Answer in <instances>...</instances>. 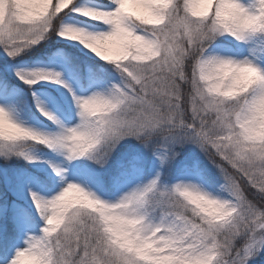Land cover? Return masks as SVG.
Wrapping results in <instances>:
<instances>
[{"label": "snow or ice", "instance_id": "1", "mask_svg": "<svg viewBox=\"0 0 264 264\" xmlns=\"http://www.w3.org/2000/svg\"><path fill=\"white\" fill-rule=\"evenodd\" d=\"M0 3V264H249L264 254V0H209L199 12L197 0ZM45 41L50 67L15 76L65 89L52 98L63 116L33 93L51 122L33 127L13 115L27 100L9 83L11 60ZM245 70L257 78L245 83ZM37 146L50 171L7 163L32 164ZM143 153L156 161L147 180ZM21 184L43 220L38 235L29 206L8 201Z\"/></svg>", "mask_w": 264, "mask_h": 264}, {"label": "rangeland", "instance_id": "2", "mask_svg": "<svg viewBox=\"0 0 264 264\" xmlns=\"http://www.w3.org/2000/svg\"><path fill=\"white\" fill-rule=\"evenodd\" d=\"M56 38H57V40L61 41L59 37H56ZM62 42H66V43H69L71 45L75 44V42H73V41H62ZM225 47H228V46L226 45ZM76 48L79 51H81L78 47H76ZM30 49L26 50L25 52H28ZM81 52L90 56V57L92 56V54L87 52V50H83ZM22 57L23 56L21 55V56L15 57L13 60H11V64L13 66L12 75H14V76H15V70L16 69H31V68H48V67H50V65L46 61V58L43 60H34L33 62H30V61L23 59ZM0 60L2 61V64L5 61L9 60V58L5 56V54L3 53L2 50H0ZM113 82H115V80ZM68 83H70V85L73 87L74 91H77V92L80 91L79 87L75 83H73L72 81H68ZM14 90L17 93L21 94L22 97L27 100V104L25 107L19 108L13 113L15 118H17L21 122H23L29 126H33V127H39L40 122L51 123L49 121H44V117L41 116L38 111H36V100H39L41 102L42 106L45 109H47L48 111L57 114L59 117L63 116V113L52 102V98L54 95H59L63 98L64 94L66 93V90L62 89L59 85L49 84L47 81H41L39 84L33 85L31 87V89L28 88L27 90H17V89H14ZM33 93L36 94V100H34L32 98ZM68 99L70 100V97H68ZM31 110L34 111L36 113V115L31 114V112H30ZM53 127H55V126H53ZM40 130H45V129H40ZM40 147H42V146H37V148L35 150H30V151H32L33 155H36L39 157L32 164H29L27 161L23 160L22 158H17V157H15V158L24 161L25 163L29 164L33 169H35L37 171H43L45 169L50 171L51 169L48 168V163H46V161H49L50 158H49V156L43 155L38 151V149ZM44 151H45V153H47L50 150L45 149ZM136 151H140V149L137 148ZM53 155H56V154H53ZM146 156H147V153H143L145 180L150 179L152 177V175L154 174L152 170L155 168V165H156V161L150 155H149L148 159L146 158ZM61 159H62V157H61ZM2 166L3 165L0 163V167H2ZM18 170H25V169L20 168ZM3 175H4L5 186H7L8 174L5 172V173H3ZM32 188H33V190L41 191L40 186L38 184L32 185ZM93 190H95V189H93ZM8 192L13 197V199L10 200L9 202L17 201L18 203H24V204L29 206V211L32 214V216L30 217L31 223H30V225H27L30 228L29 234L38 235L39 229L43 226V220L36 213L34 206H31L30 197L28 196V193L24 189L23 185L22 184L20 185L17 193H14L12 191H8ZM41 194H43L42 191H41ZM97 194H100V193L98 192ZM120 194H121L120 191H116L114 193V195H116V196H118ZM23 227L24 226H22V229L18 233L17 238L15 239V241L10 246L12 249H14L16 247H23V238L25 235V233L23 231Z\"/></svg>", "mask_w": 264, "mask_h": 264}, {"label": "trees", "instance_id": "3", "mask_svg": "<svg viewBox=\"0 0 264 264\" xmlns=\"http://www.w3.org/2000/svg\"><path fill=\"white\" fill-rule=\"evenodd\" d=\"M47 45V47L45 48H41L40 44L35 45L34 47H32L28 52H24L22 54V58L27 60V61H33L35 59H45L46 56L50 53V50H54V45L51 41H45L43 42ZM56 44H64L66 46L71 47L72 45L66 42H62L57 40L56 38ZM73 54L76 55L77 57L81 58V59H87L90 56H87L86 54L82 53L81 51H79L77 48H73ZM94 59V58H93ZM0 64H2V61L0 60ZM11 84V87H20V88H28L27 85L23 84L21 81L17 80L13 75H11V80L9 82ZM146 158H149V155L147 154ZM181 157H178V164L181 161ZM0 162H2L3 164L5 163L3 159H0ZM9 164L10 167L13 166H21L24 168H27L29 170L35 171L32 169V167L28 164H26L25 162L21 161V160H17V159H13L11 158L10 160H8L7 162ZM37 172V171H35ZM3 193H5V187L3 184V179H2V175L0 174V201L3 200ZM7 197H10V195L7 192ZM249 264H264V254H261L260 256L254 258L253 260L249 261Z\"/></svg>", "mask_w": 264, "mask_h": 264}, {"label": "clouds", "instance_id": "4", "mask_svg": "<svg viewBox=\"0 0 264 264\" xmlns=\"http://www.w3.org/2000/svg\"><path fill=\"white\" fill-rule=\"evenodd\" d=\"M197 2L199 5L197 11L199 12L204 11L206 9L209 0H197ZM5 6L6 5L4 3H0V13L3 12ZM244 76L246 77L245 83L255 80L257 78L256 73L253 70H245ZM260 111L262 114H264V102H262L260 105ZM258 134L264 135V123H262L260 128L258 129ZM17 264H37V262L29 256L22 255L17 261Z\"/></svg>", "mask_w": 264, "mask_h": 264}]
</instances>
